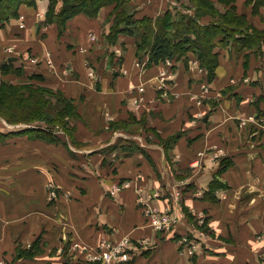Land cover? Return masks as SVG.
Instances as JSON below:
<instances>
[{
	"label": "crops",
	"instance_id": "0c3cea01",
	"mask_svg": "<svg viewBox=\"0 0 264 264\" xmlns=\"http://www.w3.org/2000/svg\"><path fill=\"white\" fill-rule=\"evenodd\" d=\"M31 1L3 22L1 43L21 50L5 60L18 66L24 52L39 55L36 76L50 77L103 133L88 143L53 132L51 141L0 118L7 129L0 130V264H94L78 260L72 242L95 248L123 238L131 242L126 264H264V45L243 54L232 42L220 48L209 79L193 70L192 51L167 59L170 66L149 64L128 22L112 34L115 3L74 15L59 36L45 19L50 0ZM170 10L174 18L194 15L180 0H147L132 13L159 18ZM258 13L264 20V9ZM164 67L174 76L159 90ZM139 85L145 97L136 106ZM114 122L127 127L104 128ZM126 182L129 189L112 194ZM148 210L175 222L161 231Z\"/></svg>",
	"mask_w": 264,
	"mask_h": 264
},
{
	"label": "rangeland",
	"instance_id": "374dc122",
	"mask_svg": "<svg viewBox=\"0 0 264 264\" xmlns=\"http://www.w3.org/2000/svg\"><path fill=\"white\" fill-rule=\"evenodd\" d=\"M12 3L15 5L19 4V0H10ZM35 1V0H32ZM31 1V2H32ZM131 0H128V2ZM147 1V0H146ZM145 0H132V6L129 5V3H125L122 5V17L127 16L128 14H131L132 11L136 8L139 7L143 2H146ZM231 0H210L206 1L205 5H207L206 9L204 3L200 0H180L182 2V5L186 8H189L192 10L194 13L201 12L202 10L205 11V15H208L206 19H209V21L213 20H226L225 17L227 16L228 13L234 14L238 19H243V25L244 27L248 30V32L251 33V36L253 37H264V20L261 18L260 13V8L264 9V6H260L258 8V2L255 0H244V5L242 8H238L237 0L234 2L236 5H232L229 3ZM234 1V0H233ZM29 4V3H28ZM33 4L30 3L29 7H31ZM51 5L49 4V7L45 13V19L49 18L50 19V14L52 8L50 7ZM62 6H64L62 0H58V2L54 5V8L56 10L54 11L53 14H55ZM249 8L250 13L253 15V17L249 18L243 10ZM135 12V11H134ZM193 13V14H194ZM133 14V13H132ZM190 14V13H189ZM40 16V14H39ZM113 18L116 16L115 11L112 13ZM24 18L23 14H20L19 18ZM47 20V19H46ZM116 20V18H115ZM261 20L263 22H261ZM240 21V23L242 22ZM4 22V21H3ZM57 27L59 26L56 22H54ZM1 30V28H0ZM5 40L0 37V117L5 120L6 122L10 123L8 120H14V121H20L16 123H10L17 125V123H20L22 125H29V126H34L39 127L41 125L46 126V128L52 132H59L62 133L61 135L65 137L67 141L71 140L73 138H76L77 141H86V142H91L95 141L96 139H92L94 137H101V133H103V127L101 130H98L97 128H93L89 125H87L84 120L79 117V109H80V104L75 103V99L72 97L64 94L58 87L52 85L51 81H48L50 77L47 79H43L39 76L36 75H42L43 73L40 70V64L42 65V59H38L39 55H35L31 52V54H27L28 52H24L23 55L20 57L23 58V62L17 66L13 63V67L11 66L10 68L8 66H5L7 64L6 56L9 54H15L20 52L21 50L18 49V47L14 44H4L1 42H4ZM233 43L236 45V42L232 41V44L230 46H233ZM261 44V43H260ZM25 45V44H24ZM229 43H227L224 46L220 45H215L214 47V52H220V48L225 47L230 48ZM26 45L24 46V48ZM125 48L124 45H122V49L118 48L119 50H122ZM219 48V49H218ZM264 48V47H263ZM239 54H243L248 49H238ZM255 51L260 49L259 45H256L253 48ZM262 49V48H261ZM143 51V50H142ZM142 51H140L142 53ZM145 52V51H143ZM148 52V51H146ZM187 54H190L189 51L181 53V58H173L174 61H179L182 60L183 57L187 56ZM35 60L34 62L32 61ZM196 60V61H195ZM192 62V68L193 70L197 73L200 74L201 71L204 73H207V76L209 77V69L202 64V60L196 55L194 56V60ZM220 63V59L218 58V64ZM47 64L48 59H47ZM65 65V64H64ZM17 67H23L22 72H19V70L16 69ZM142 66L145 67V64ZM63 67V65H62ZM139 67V66H138ZM50 68V67H49ZM51 70H54L53 68H50ZM203 69V70H202ZM144 71V70H143ZM52 72V71H51ZM91 73L94 72H90ZM52 77V74H50ZM162 76L166 77H173L174 76V71L168 70L166 67H164L162 70H158L157 76L158 79H161ZM45 77V75H44ZM154 78V77H153ZM157 81V79H156ZM9 90V93L7 92ZM36 92L37 94L41 91L43 92L40 94V97H42L46 100H48V104L44 105V117L40 116V113H37L35 116H40L43 118H37L35 121L31 120L29 121L27 119V116L29 115L28 112L24 111L23 109L26 107H31L34 105V99H32L30 96H33L32 92ZM12 94H11V93ZM16 92L17 94L20 92L25 93V99L23 103H19L18 101H14V95ZM29 98V99H28ZM68 107V108H67ZM0 119V130H7L6 127L4 126L3 122ZM20 119V120H19ZM26 119V120H25ZM25 120V121H21ZM7 123V124H8ZM18 124V125H20ZM43 126V127H44ZM42 127V126H41ZM122 127H127V125H123L121 122L117 123H110L108 125H105L104 128L109 131H122ZM45 128V127H44ZM4 133V132H0ZM43 133V131H39V134ZM34 135L36 133H33ZM58 138V137H57ZM84 144V143H83ZM52 186V184L49 185V187ZM130 185L129 182L124 183L123 185L116 186L114 189H112V194L118 195L119 193L123 192L127 188L129 189ZM51 188V187H50ZM54 189V188H53ZM50 190V196L56 197L59 195V191L57 189H54L55 191V196L52 195V189ZM51 198V197H50ZM258 238H262V234H257ZM72 246V245H70ZM131 255L129 257V261H131Z\"/></svg>",
	"mask_w": 264,
	"mask_h": 264
},
{
	"label": "trees",
	"instance_id": "16d2710c",
	"mask_svg": "<svg viewBox=\"0 0 264 264\" xmlns=\"http://www.w3.org/2000/svg\"><path fill=\"white\" fill-rule=\"evenodd\" d=\"M25 0H19V3H23ZM64 6H62L55 14L54 5L58 0H50V7L52 8L50 19L47 18L46 22L54 23L56 22L59 26V36L64 33L67 25V21L74 15L79 13H84L89 16L95 15L98 10L106 5H112L115 3V24L112 27V34H117L119 30V25L124 22H128L131 28L134 27L132 33L138 36V49L140 51H148L150 54V62L159 63L170 58H179L181 53L192 51L194 52L210 71L209 79H213L215 76V70L218 66L219 53L214 52L215 45L224 46L230 42H236L235 47L238 49H253L256 45L262 48L264 45V37H253L251 33L243 25V19H238L234 14L228 13L225 17L226 20H213L209 21L206 19L208 15H205V11L194 13V15H187L183 13H178L176 18H174L173 13L170 11L166 12L162 17L153 18L150 16H143L141 18H136L134 14H128L122 17V5L128 2V0H62ZM202 4L207 3L210 0H200ZM224 1V0H223ZM236 0H231L229 3L235 5ZM258 2V8L264 6V0H255ZM197 2V0H196ZM32 3V2H31ZM236 6V5H235ZM16 7V5H15ZM14 4L10 0H3L0 2V28L3 26V21L7 20L10 16L15 15ZM207 5H205L206 9ZM134 15V16H133ZM240 21H242L240 23ZM136 26V27H135ZM261 43V44H260ZM259 49V50H260ZM254 50V49H253ZM142 51V52H143ZM5 66L9 68L13 67V62H7ZM23 67H17L19 72H22ZM9 93V90H7ZM11 93V92H10ZM14 101L23 103L26 100L25 93L14 92ZM33 96L30 97L34 99V105L31 107H26L23 110L28 112L29 115L27 119L29 121H35L37 118L44 117V105L48 104V100L44 99L40 94L43 92H32ZM12 94V93H11ZM29 99V98H28ZM68 108V107H67ZM40 113V116H35ZM260 116L264 118V111L260 113ZM2 118V117H0ZM20 120V119H19ZM26 120V119H25ZM21 120V121H25ZM10 123H16L20 121L8 120ZM34 127V126H33ZM32 131H31V130ZM28 129H22L20 131L30 130L32 133H36V136H41L42 138H48L51 141L56 140L54 133L47 129H42L36 127L33 130L32 127ZM34 131V132H33ZM39 131L43 133L39 134ZM14 132V131H13ZM9 133H12L9 132ZM0 135H6L0 133ZM228 160H224L223 166L226 168ZM230 164V163H229Z\"/></svg>",
	"mask_w": 264,
	"mask_h": 264
},
{
	"label": "built area",
	"instance_id": "2783aa9c",
	"mask_svg": "<svg viewBox=\"0 0 264 264\" xmlns=\"http://www.w3.org/2000/svg\"><path fill=\"white\" fill-rule=\"evenodd\" d=\"M173 5V1H172ZM20 26L25 28V21L21 17ZM93 41H97L95 36H92ZM34 62L35 60L32 59ZM196 61V60H195ZM49 67L53 68L52 61H49ZM168 66L172 65L171 60H167ZM145 68L143 66L140 67V70L143 72ZM203 70V69H202ZM91 75H94L91 73ZM173 78V77H172ZM171 77L162 76L161 79L156 81L157 89H165L167 90V82ZM138 94L135 98V105L139 106L143 98L145 97V89L143 85H139ZM54 186H51L52 195L55 196ZM178 197L180 196V191L177 192ZM148 214H150L151 219L150 223L152 226L160 229L161 231L168 230V228L173 225L175 222V217L170 214H162L161 216L156 217L154 212L148 210ZM130 245L131 242L129 238H123L119 241L111 240V239H103L95 248H90L85 245H80L77 242H72L71 252H73L74 256L78 257V260L90 262L97 264L98 262L101 264H126L129 262L130 257Z\"/></svg>",
	"mask_w": 264,
	"mask_h": 264
}]
</instances>
